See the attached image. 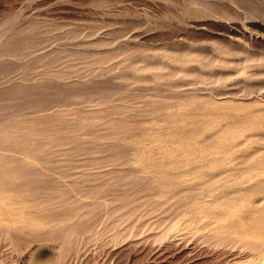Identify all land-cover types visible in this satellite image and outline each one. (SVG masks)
Listing matches in <instances>:
<instances>
[{
  "label": "rangeland",
  "instance_id": "1",
  "mask_svg": "<svg viewBox=\"0 0 264 264\" xmlns=\"http://www.w3.org/2000/svg\"><path fill=\"white\" fill-rule=\"evenodd\" d=\"M0 29V264H264V0H0Z\"/></svg>",
  "mask_w": 264,
  "mask_h": 264
},
{
  "label": "bare ground",
  "instance_id": "2",
  "mask_svg": "<svg viewBox=\"0 0 264 264\" xmlns=\"http://www.w3.org/2000/svg\"><path fill=\"white\" fill-rule=\"evenodd\" d=\"M2 29H3V28H2ZM2 29H0V30H2ZM4 29H5V28H4ZM4 29H3V30H4ZM2 32H3V31H2ZM1 34H2V33L0 32V35H1ZM14 43H15V42H14ZM12 44H13V43H12ZM8 45H9V44H8ZM8 45H7V46H8ZM9 47H10V46H9ZM9 47H8V48H9ZM12 47H13V46H12ZM5 48H6V47H5ZM1 51H2V49H1ZM2 52H4V51H2ZM12 53H13V52H12ZM14 53H15V52H14ZM4 54H5V53H4ZM16 54H17V53H16ZM16 54H15V55H16ZM13 55H14V54H13ZM15 55H14V56H15ZM18 55H19V54H18ZM15 57H16V56H15ZM6 59H7V58H6Z\"/></svg>",
  "mask_w": 264,
  "mask_h": 264
}]
</instances>
